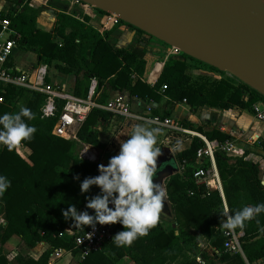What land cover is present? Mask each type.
Here are the masks:
<instances>
[{
	"label": "trees",
	"instance_id": "trees-1",
	"mask_svg": "<svg viewBox=\"0 0 264 264\" xmlns=\"http://www.w3.org/2000/svg\"><path fill=\"white\" fill-rule=\"evenodd\" d=\"M7 12L0 14L8 18L11 25L21 34L19 48L33 51L37 63L54 65L57 72L75 73L77 78L73 94L86 97L91 77L98 80L95 100L104 103L111 91L126 90L138 99L161 102L166 98L164 108L155 109L151 115L170 116L178 104L184 99L191 110L196 111L205 106L225 110L239 107L252 110L253 104L264 100V96L248 84L230 79L211 78L200 75L194 78L188 72V61L193 60L214 66L183 53L184 59L169 57L164 64L157 81L151 85L143 78L147 71V45L117 46L111 39L112 32L120 24L100 31L89 23V18L79 19L67 12L68 3L59 0L56 20L52 30L47 31L37 25V8L30 5L29 0H22ZM52 5V1L49 0ZM99 12H103L98 8ZM134 29L139 28L130 25ZM157 39V38H156ZM224 72V71H223ZM47 75L46 81L50 82ZM26 97L23 107L31 109L33 118L27 123L36 128L31 139L21 141L11 151L0 144V174L11 181V186L0 195V215L4 222L0 223V264H50L51 254L57 248L72 250L75 254V235L88 225L74 227L72 218L65 219L62 210L74 205L81 211L86 205V197L99 193V188L91 186L89 191L81 193L80 182L89 176L98 175V162L90 161L73 154V139L53 134L65 100L56 98V112L53 116L43 117L41 106L46 95L39 91L14 85L0 83V114L15 113L19 110L16 102ZM113 114L100 107H94L77 131L80 141L96 148L107 150V142L100 138V129L108 125ZM182 124L190 129L205 134L209 139L224 141L230 136L216 128L205 129L184 120ZM189 136V135H187ZM202 141L193 136L190 143L177 152V160L182 164L180 172L168 178L166 194L174 212L175 227H165L159 220L148 234L138 237L129 246L117 247L114 243H106L101 250L91 253L84 264H116L128 256L133 264H174L181 257L180 264H246L239 253H231L224 248V235L221 222L223 212L222 200L217 191L209 198H200L199 193L189 194L196 189L192 174L197 168L196 151ZM21 146L30 151L29 160L20 155ZM241 156L228 153H216V163L226 202L230 211L238 210L244 205L264 203V183L258 163ZM79 179H75V177ZM257 220L259 224H257ZM176 227L178 232L176 233ZM264 213L245 222L242 228L241 246L250 263L264 259ZM67 229L76 233L69 234ZM124 230L117 222L114 235ZM197 234L205 236L213 251L199 249L201 262L198 261ZM14 235L21 236L28 247H34L44 241L49 247L38 258L27 257L17 253L12 261L6 259L4 245ZM186 251L195 253L186 255Z\"/></svg>",
	"mask_w": 264,
	"mask_h": 264
},
{
	"label": "built area",
	"instance_id": "built-area-1",
	"mask_svg": "<svg viewBox=\"0 0 264 264\" xmlns=\"http://www.w3.org/2000/svg\"><path fill=\"white\" fill-rule=\"evenodd\" d=\"M31 2L33 4V0H31ZM67 12L82 20L85 19V17H88L90 20L99 19V25L106 29H111L120 19L115 13L99 12L98 7L83 0L68 1ZM109 22L111 23L109 24ZM20 39L21 34L11 25L10 20L0 16V83L3 85L24 87L44 93L46 98L41 106V114L43 117H50L55 114L57 109L56 98L65 100L57 122L53 127V134L66 139L79 140L77 137L78 129L86 120L92 108L100 107L110 111L113 117H118L120 119L141 118L167 129L182 131L196 136L202 141V145H200L196 151L195 160L197 168L192 174L196 189H190L189 194L193 195L197 192L200 198L206 199L209 198L214 191H217L222 200L223 211L226 208L230 215L216 163V153H230L235 147L232 140L221 141L217 138L209 139L201 133L193 132L183 127L177 119L171 116L162 117L161 115L151 114L149 118L140 115L136 116L132 110L131 97L129 95L124 96L120 94L108 99L104 103H98L95 100L98 85L96 77L90 78L86 97H79L72 93L64 92L60 86L46 81V77L49 75V67L47 64L38 63L29 70H23L11 63L14 51L19 47ZM165 45L164 50H162L161 58L156 59L151 68L148 69L144 75L143 79L148 84L153 85L157 81L165 61L169 57L184 59V52L178 46L167 43H165ZM136 99L141 100L138 98ZM147 102L155 101L151 100ZM183 102L186 103V100L184 99ZM144 109L148 110L150 113L152 111V106L147 104L144 106ZM252 111L259 121L264 122V100L254 103ZM97 160V158H94V161ZM109 206L112 207V205ZM90 215H94V210ZM114 226L115 223L106 225L97 223L93 229L92 226L88 225L86 229H82L80 233L78 232V234L75 235V247L77 249L75 254H73L70 249L57 248L53 251L51 257L59 258L63 253L67 252L72 258L76 259L74 264H84V260L91 253L101 250L106 243L112 241ZM78 228H81V226ZM66 232L69 234L76 233L72 229ZM222 233L225 238V249L229 250L231 253L241 254L246 264H257V262L250 263L244 255L241 246V236L244 234L243 231H237L236 229L228 231L222 228ZM197 259L199 262L202 261L200 256H198Z\"/></svg>",
	"mask_w": 264,
	"mask_h": 264
},
{
	"label": "clouds",
	"instance_id": "clouds-1",
	"mask_svg": "<svg viewBox=\"0 0 264 264\" xmlns=\"http://www.w3.org/2000/svg\"><path fill=\"white\" fill-rule=\"evenodd\" d=\"M32 118L31 109L23 106L15 113L0 114V144L11 151L21 141L31 139L36 128L27 121ZM158 134V128L137 125L128 138L120 142L118 153L109 158L107 165L97 166L99 174L85 177L80 182L81 193L88 192L93 185L99 188L98 194L85 198V207L93 209L94 215L78 211L70 204L67 210H62L65 219L72 218L74 226L90 225L93 229L97 223L119 222L124 230L112 237V243L117 247L129 246L138 237L147 235L159 220L165 198L161 184L153 182L157 172L156 159L161 153V148L156 146ZM175 146L179 149L180 141ZM10 186L11 181L0 174V195ZM261 213H264V203L244 205L230 215L225 208L220 213L224 219L219 226L228 231L242 228L245 222ZM259 230L264 232V227ZM13 258L14 254L6 256L8 261Z\"/></svg>",
	"mask_w": 264,
	"mask_h": 264
},
{
	"label": "water",
	"instance_id": "water-1",
	"mask_svg": "<svg viewBox=\"0 0 264 264\" xmlns=\"http://www.w3.org/2000/svg\"><path fill=\"white\" fill-rule=\"evenodd\" d=\"M83 1L115 13L142 30L146 34L142 46L149 37L178 46L187 55L230 73L264 96V7L257 1ZM81 211L91 214L93 209L84 206Z\"/></svg>",
	"mask_w": 264,
	"mask_h": 264
},
{
	"label": "rangeland",
	"instance_id": "rangeland-1",
	"mask_svg": "<svg viewBox=\"0 0 264 264\" xmlns=\"http://www.w3.org/2000/svg\"><path fill=\"white\" fill-rule=\"evenodd\" d=\"M29 1H30V5H31L32 2H31V0H29ZM51 1L53 3L52 5L50 4L49 0H47L46 4L37 8V16L38 15L44 16L47 19H49V21H51L53 19V16L57 10V7H59V5H58L59 0H51ZM61 1H65L66 3H68V1L70 2L73 0H61ZM257 2L260 3L264 7V0H257ZM35 6H38V5H35ZM96 21H97V19H96ZM38 24L41 25V27L46 28V26L43 25L42 20L38 21ZM121 25H125L130 31H135L134 28L129 27L127 24H121ZM121 25H119V26H121ZM119 26H118V28H119ZM145 35L146 34L143 31L142 32L136 31L130 46H140L141 45L140 43L142 40L141 36L144 37ZM150 38H151V41H153V42H159L160 47H163V45H165V43L158 41L157 39H155V37H149V40H150ZM111 39H112V41L117 43V39L115 40L113 35H112ZM20 49L18 51H16V53H15L16 62L21 67L28 68L35 60L34 53L29 52L27 50H24L22 48H20ZM157 51H159V52L152 53L149 50L147 51L146 58L148 60V69L151 68L152 64L154 63V61L156 59L161 58L162 50H157ZM188 64H189L188 72L194 78H197L200 75H208L211 78H218V79L226 77L234 83H238L240 81L238 78H236L235 76L231 75L230 73H228L226 71H224V72L218 71V70L212 69L211 67H209L205 64H202V63H199V62H196L193 60L188 61ZM34 65H36V64H34ZM50 68L52 69V71H54V65H50ZM60 75H58V73L55 71L53 73V77H52L53 81L61 82L62 88L67 92H71L70 86L73 82L72 81L73 75L66 74V75H68L69 80L68 79L63 80V76L61 75V77H60ZM115 94H116L115 92H110L107 100L110 99ZM25 99H26V97H21L16 102L17 106H19V107L24 106ZM159 109L162 110V107H159ZM244 110L247 111V113L249 111L248 109H244ZM189 111H190V109H189ZM182 112H183L182 107H179L175 112V115L181 114L180 116H178L179 122L181 124H182V121L188 120V121H191L194 125H199L200 124L199 122H204V120H205L204 113H202V109H198V111L195 112L194 117L192 115H189L188 117L182 116ZM147 113H149L148 110H147ZM256 123L257 124L253 125V128L258 129V127H260V125L258 124V122H256ZM137 125H141V126H144L147 128H153L154 127V128L159 129V134L157 135V138H156V146L161 148V153L156 159L157 172L153 177V182L161 184V188L165 193L164 203L162 205L160 217L162 219L164 226L171 228L174 225L173 223H174L175 218H174V212H173L172 205L170 204V202L167 199V194H166L167 186L166 185L168 182V178L172 174H174L173 172H175L177 170V169H174V166H175V168L177 167L176 166L177 165L176 164L177 152L180 149L187 146L189 143L188 142L189 140L187 139V138H189L187 136L188 134H186L182 131H174L171 129H167L165 127L155 125V124L150 123L148 121H143V120H138V119L137 120L136 119H133V120L132 119H120L118 117H113L112 121H110L108 123V125H106L105 127H102L100 129V138L103 141L107 142L108 145H107V150H102L100 148H96L98 153H99V158L97 161H94V162H98L99 165L100 164L107 165L109 158L118 153L119 148H120V142H123L124 140H126L128 138V136L131 134V132L133 131V129ZM261 125L264 126V123H261ZM167 137L169 138V140H167ZM177 141H180V148L179 149H177L176 146H173V143H176ZM170 145H172L171 148L173 149V152L168 151V147ZM84 148H85V145L83 144L82 141L74 140V147L72 150L74 155L79 156V157L84 158V159H88L87 157H84L81 155ZM263 150H264V148H263ZM29 151H30V149L27 146L20 147V149H19L20 155L23 158H25L26 160H29V158H28ZM231 153H233V151H231L229 154H231ZM223 219H224V217L221 215V220H223ZM4 221L5 220L3 218V215H0V223H3ZM67 230H70V229H67ZM176 231H178L177 227H176ZM196 239L199 242L198 246H194L192 249L198 250V254H196V255H200L199 249H205L202 247V244H206V246H207L209 241L207 242V239L204 238V236L202 237L201 234H197ZM42 242H44V241L39 242L34 247H28L21 236L14 235L6 242V244H5L6 246L4 249H5V252L7 255L8 254H14V256H15L17 253H21L23 255H26L27 257L36 258V256H38L42 252V249L47 246V242H46V245H41ZM207 251H211V252L213 251V248L211 247V245H210V249ZM193 254L195 255V253H193ZM186 255L190 256L188 251H186ZM51 260H52V264H74L76 259L72 258V256L69 253L65 252L59 258L52 259V257H51ZM180 262H181V257L179 258V260L176 261L175 264H180ZM116 264H131V260L129 258L123 257ZM257 264H264V259H260L259 261H257Z\"/></svg>",
	"mask_w": 264,
	"mask_h": 264
},
{
	"label": "crops",
	"instance_id": "crops-1",
	"mask_svg": "<svg viewBox=\"0 0 264 264\" xmlns=\"http://www.w3.org/2000/svg\"><path fill=\"white\" fill-rule=\"evenodd\" d=\"M46 1L39 5V3H40L39 0H33L32 6L38 8V7L43 6L44 4H46ZM13 5H14V2L11 1V0H0V14L2 12H4V13L7 12L9 10V8L11 6H13ZM35 5H38V6H35ZM57 11L58 10H56V12ZM56 12H55V14L53 16V19L51 21H49V19H47L44 16H39L38 15L37 16V25L40 28L44 29V30H47V31L52 30V28L54 26V22L56 20ZM40 19L42 20V23H43L44 26H46V28L41 27V25L38 24V21H41ZM98 20L99 19H97V21H96V19H93V20L89 19V23L91 25H93L94 27H96L97 29H99L100 31L107 30L106 28H103V27H101L99 25V21ZM128 26L131 27L130 25H128ZM131 28H133V27H131ZM136 31H138V30L135 29V31H130L125 25H121V26H119V28L117 26V28L112 32V35L114 36L115 40L117 39V43L114 42V41L113 42L117 46L129 47L131 45L132 39H133L134 34L136 33ZM141 39H143V36H141ZM157 40L162 42L159 39H157ZM147 43H148L147 51L149 50L152 53H157V52H159L157 50H164V48H165V45H163V47H160L159 42H153V41H151V38H150V40ZM138 47H142V45H140ZM19 49L20 48L18 47L14 51V54H13V56L11 58V63L12 64L20 67L23 70H29L33 66H35L34 64H38L37 60H36L37 59L36 53H34L33 51H29V52H33L34 53L35 60L28 68L21 67L16 62V59H15V53ZM147 70H148V66H147ZM55 71H56L55 68H54V71H52V69L49 68V76L51 78L50 82H52V83H54V84H56V85H58V86H60L62 88L61 82L53 81L52 77H53V73ZM57 73H58V75L61 74L63 76V80H65V79L69 80L68 75L63 74L61 72H57ZM69 74L73 75V79H72L73 82H72V84L70 86V88H71L70 91L71 92H68V93H72L73 94V87H74L77 75L75 73H69ZM61 75H60V77H61ZM62 90L64 92H67L63 88H62ZM111 92H115L116 93L111 98H113V97H115L117 95H120V94H123L124 96H128L129 95L131 97V105H132V110H133L134 114L136 116L140 115V116H143L145 118H149V116H151L150 114H151V112L153 110L159 109V107H162V109H163L164 108V104L166 102V98H163V100L161 102H147L146 100H142V99L141 100H137L136 98H133L129 94V92L126 91V90H123V91H111ZM147 104L152 106V111L150 113H147V110L144 109V106L147 105ZM179 107H182V109H183L182 116H185V117H188L189 115H192L194 117L195 116V112L198 111V110H196V111L191 110L190 107L188 106V104L185 103V102H183L181 104H178L176 106L175 110L173 111V113L170 115L172 118H175L178 121H179L178 116H180L181 114L180 115H175V112H176V110ZM189 109H190V111H189ZM200 109H202V113H204L205 120H204V122H199L200 124L199 125H195V126H203L205 129L216 128V129L220 130L221 132L227 133L230 136V138H228L226 140H232L234 142V144H235V147L232 150L233 153H231L230 155H232L234 157L235 156H241L243 153L246 152L247 153L246 158L248 160L259 164V167H260V170H261V176H262L263 183H264V150H263V148H264V145H263L264 144V130H263L264 126L261 125V123H264V122L259 121L254 116L252 110H249L248 113H247V111H245L244 109L239 108V107H234V108L225 110V109H222V108H215V107L205 106V107L200 108ZM131 119L132 120L133 119H136V120L138 119V120L146 121L145 119H141V118H131ZM256 122H258V124L260 125V127H258V129L253 128V125L257 124ZM181 125L183 127H185L183 124H181ZM185 128H187V127H185ZM187 129H189V130H191L193 132H198V133L203 134L202 132L197 131V130H193V129H190V128H187ZM186 134H188V133H186ZM188 135H189L188 136L189 138H187V139L189 140L188 142L190 143V141H191L193 136L190 135V134H188ZM203 135H205V134H203ZM167 140H169L168 137H167ZM83 144L85 145V148H84V150L81 153L82 156L87 157L90 161H94V158H97V159L99 158V153H98L96 147H94V146H92L90 144H86L84 142H83ZM175 145H176V143H173V146H175ZM21 147H23V146H21ZM171 147H172V145H170L168 147V149H169L170 152H173V149ZM86 151H89V153H87V155H85ZM176 164H177L176 165L177 167L174 168V169H177V170L175 172H173V173L180 172L181 168L183 167L182 164H180L178 162V160L176 161ZM160 220L162 221L161 217H160ZM173 227H175V224L173 225ZM177 232L178 231H176V233ZM202 237H203V235H202ZM204 238H206V237L204 236ZM207 242H208V239H207ZM41 245H46V242H42ZM5 246L6 245H4V248H5ZM48 247H49V244L47 243V246L42 249V252L44 250H46ZM202 247L205 248L206 250H209L210 249L209 242H208L207 246H206V244H202ZM42 252L38 256H36V258H38L42 254ZM188 252H189L190 256L194 255L191 251H188ZM198 256H200V255H198ZM125 257L129 258L128 256H125ZM52 259H54V258L52 257ZM176 261L174 262V264L176 263ZM133 263L134 262L131 260V264H133ZM50 264H52V260H51Z\"/></svg>",
	"mask_w": 264,
	"mask_h": 264
},
{
	"label": "bare ground",
	"instance_id": "bare-ground-1",
	"mask_svg": "<svg viewBox=\"0 0 264 264\" xmlns=\"http://www.w3.org/2000/svg\"><path fill=\"white\" fill-rule=\"evenodd\" d=\"M45 1H46V0H39V2H40L39 5H40L41 3H44ZM255 1H257V0H255ZM110 23H111V22H109V24H110ZM91 149H92V148H91ZM87 153H89V151H86V152H85V155H87Z\"/></svg>",
	"mask_w": 264,
	"mask_h": 264
},
{
	"label": "flooded vegetation",
	"instance_id": "flooded-vegetation-1",
	"mask_svg": "<svg viewBox=\"0 0 264 264\" xmlns=\"http://www.w3.org/2000/svg\"><path fill=\"white\" fill-rule=\"evenodd\" d=\"M17 3H18V2H17ZM17 5H19V3H18Z\"/></svg>",
	"mask_w": 264,
	"mask_h": 264
}]
</instances>
